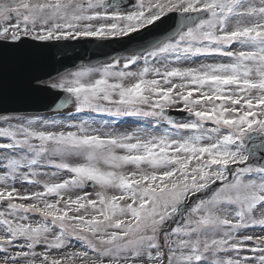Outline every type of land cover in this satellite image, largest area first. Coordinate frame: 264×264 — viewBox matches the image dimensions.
Segmentation results:
<instances>
[{
  "label": "snow or ice",
  "instance_id": "1",
  "mask_svg": "<svg viewBox=\"0 0 264 264\" xmlns=\"http://www.w3.org/2000/svg\"><path fill=\"white\" fill-rule=\"evenodd\" d=\"M0 264H264V0H0Z\"/></svg>",
  "mask_w": 264,
  "mask_h": 264
},
{
  "label": "water",
  "instance_id": "2",
  "mask_svg": "<svg viewBox=\"0 0 264 264\" xmlns=\"http://www.w3.org/2000/svg\"><path fill=\"white\" fill-rule=\"evenodd\" d=\"M123 3H127V0H122ZM69 47L66 53L61 56L63 65L69 70L77 65L86 64L91 65L97 61L106 59L105 54L115 55L117 51H121V46L118 43L108 42L107 46L101 47V42L95 40H82V41H70L67 42ZM61 96L63 94H60ZM35 110L44 111L42 105L33 106ZM60 108L57 110H62ZM170 114H178L171 112Z\"/></svg>",
  "mask_w": 264,
  "mask_h": 264
},
{
  "label": "rangeland",
  "instance_id": "3",
  "mask_svg": "<svg viewBox=\"0 0 264 264\" xmlns=\"http://www.w3.org/2000/svg\"><path fill=\"white\" fill-rule=\"evenodd\" d=\"M199 59H203V58H199ZM208 62H212L211 60H209ZM55 118H57V119H60L61 117H55ZM119 127V130L120 131H124V130H131L133 127H130V126H118ZM90 191V190H89Z\"/></svg>",
  "mask_w": 264,
  "mask_h": 264
}]
</instances>
